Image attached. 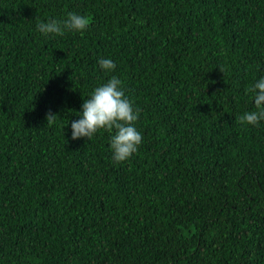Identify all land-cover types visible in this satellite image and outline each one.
Masks as SVG:
<instances>
[{
	"label": "trees",
	"instance_id": "16d2710c",
	"mask_svg": "<svg viewBox=\"0 0 264 264\" xmlns=\"http://www.w3.org/2000/svg\"><path fill=\"white\" fill-rule=\"evenodd\" d=\"M112 76L143 137L120 163L71 138ZM261 77L264 0H0V264H264Z\"/></svg>",
	"mask_w": 264,
	"mask_h": 264
},
{
	"label": "clouds",
	"instance_id": "9594fccd",
	"mask_svg": "<svg viewBox=\"0 0 264 264\" xmlns=\"http://www.w3.org/2000/svg\"><path fill=\"white\" fill-rule=\"evenodd\" d=\"M89 25L90 18L87 15L73 12L68 13L64 20L38 21L36 29L46 35H63L65 31L83 32ZM98 64L106 72L116 67L115 63L107 58L100 59ZM122 83L116 76H112L107 82L95 87L81 105V112L78 113L80 118L71 122L73 140L81 137L90 140L101 129L112 134L110 150L113 161L117 163L126 161L135 154L143 141L141 133L135 127L140 109L134 107L133 102L125 95ZM245 91L253 94L255 110L245 112L238 120L241 124L255 126L264 121V77ZM45 118L47 124H50L58 117L49 112Z\"/></svg>",
	"mask_w": 264,
	"mask_h": 264
}]
</instances>
